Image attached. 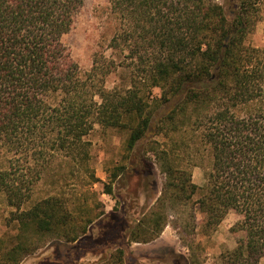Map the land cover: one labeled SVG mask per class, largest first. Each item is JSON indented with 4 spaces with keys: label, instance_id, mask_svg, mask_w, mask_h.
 <instances>
[{
    "label": "trees",
    "instance_id": "16d2710c",
    "mask_svg": "<svg viewBox=\"0 0 264 264\" xmlns=\"http://www.w3.org/2000/svg\"><path fill=\"white\" fill-rule=\"evenodd\" d=\"M259 1L108 0L116 24L108 48L121 61L102 56L83 71L63 37L85 0H0V193L21 229L15 243L0 239V264H20L32 253L29 229L73 244L106 220L105 231L115 235L97 264H123L127 245L158 239L167 225L164 192L160 207L146 215L132 181L151 174L143 157L149 136L168 134L171 159L165 151L154 156L167 175L171 206H192L205 234L236 215L237 245L228 264L260 263L264 48L245 44ZM118 67L128 70V83L108 89L106 77ZM96 125L126 134L124 163L103 184L104 194L123 199L126 219L86 205L69 208L75 203L58 195L24 210L46 174L66 185L76 174L85 186L100 182L87 140ZM185 148L192 166L203 168L208 158L202 186L182 162Z\"/></svg>",
    "mask_w": 264,
    "mask_h": 264
},
{
    "label": "rangeland",
    "instance_id": "374dc122",
    "mask_svg": "<svg viewBox=\"0 0 264 264\" xmlns=\"http://www.w3.org/2000/svg\"><path fill=\"white\" fill-rule=\"evenodd\" d=\"M254 12L256 21L245 38V44L264 48V0L259 1ZM115 28L108 0H85L71 31L63 37V42L83 71L89 70L93 61L102 56H112L118 63L121 57L108 48ZM127 83L128 70L123 67H118L105 81L108 89L126 86ZM151 94L153 97H159L160 91L153 89ZM183 137L189 144V138ZM125 139L124 132L102 129L96 125L87 140L91 144L90 166L100 182L85 186L84 182L81 183L82 177L76 174L66 185L59 176L51 177L52 174H46L35 186L31 200L23 207L24 210L29 209L38 200L58 195L75 203L69 208L76 209L78 206L86 205L93 212H103L111 218L125 220L127 215L123 199L103 193V184L109 182L114 167L124 163ZM172 144L171 134L149 136L143 157L151 166V174L149 176L142 174L132 181V186L138 185V190H141L138 202L140 205L145 202L146 215L160 207L159 199L164 192L167 225L155 241L127 245L128 251L123 264H228V253L237 245V235L231 232L237 216L227 214L213 232L205 234L200 227L202 216L192 206H171V190L166 188L167 175L159 170V161H156L154 153L165 151L171 159ZM181 158L183 164L190 166L192 182L202 186L208 158L204 157L203 168L191 165V153L189 150L186 151V148L181 151ZM168 162L166 164L171 165V160ZM146 179L147 188L143 187ZM164 188L168 191L166 194ZM196 198L197 196L194 197ZM14 212L15 209L7 205L4 195L0 193V239L5 243L17 242V236L21 233L18 222L13 220ZM107 225L106 220L95 221L88 233L73 244L57 241L48 235H39L29 229L25 236L32 253L20 264H97L101 258L100 251H105L111 246V239L115 235L105 231ZM259 264H264V258Z\"/></svg>",
    "mask_w": 264,
    "mask_h": 264
}]
</instances>
